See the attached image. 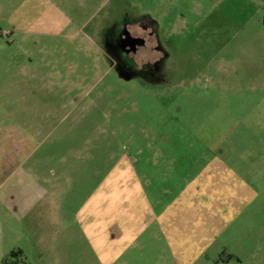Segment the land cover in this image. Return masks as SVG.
I'll use <instances>...</instances> for the list:
<instances>
[{"label": "rangeland", "instance_id": "obj_1", "mask_svg": "<svg viewBox=\"0 0 264 264\" xmlns=\"http://www.w3.org/2000/svg\"><path fill=\"white\" fill-rule=\"evenodd\" d=\"M215 159L261 194L218 236L181 197ZM4 162L44 197L35 222L0 204V264H264V0H0V186Z\"/></svg>", "mask_w": 264, "mask_h": 264}, {"label": "crops", "instance_id": "obj_2", "mask_svg": "<svg viewBox=\"0 0 264 264\" xmlns=\"http://www.w3.org/2000/svg\"><path fill=\"white\" fill-rule=\"evenodd\" d=\"M183 16V15H182ZM208 15L203 14L202 19H205ZM12 162H4L5 168L8 167V171L5 173V178L0 186V204L4 207L7 218L14 220L15 222L22 223L30 218L31 222L38 220L40 215L42 197L44 193L41 190L39 182L32 177V175L23 168L22 162L18 165L17 169L11 170ZM160 162H154L153 167L156 168ZM240 162H221L218 159L212 162H202L203 167L196 169L193 173L183 177L185 185L181 192V197H186V203L190 204L193 200L203 201L204 198H209L206 203V208L202 209V215L213 217L217 222L214 223L213 229L209 232L212 236H218V232L225 233L233 225L231 221L235 214L236 207H243L246 202L250 204L253 198L261 196L260 188L256 185V176L258 175L245 169H238ZM245 165V164H244ZM193 167L192 165H183V169ZM136 164L132 166V187L128 188L130 194L136 199H144L146 195L142 188V180L145 178V174L138 169ZM168 173L171 174V170L168 167ZM187 173V171H183ZM124 172L119 171L117 178L121 183H124ZM164 179L166 178V171L163 172ZM170 178V175H168ZM126 189L125 187H121ZM124 197L120 195V201L124 202ZM132 197V196H131ZM237 200H240L237 202ZM237 204H239L237 206ZM123 206V205H122ZM185 206V205H184ZM124 208V207H123ZM205 210V212H204ZM39 213V215H38ZM144 214H133L135 218L134 229L128 231L130 235L138 233V230L142 228V221L144 220ZM101 219V218H99ZM107 223V217L105 218ZM141 227V228H140ZM20 229V228H19ZM145 228H142V231ZM217 233V234H216ZM138 236V235H137ZM211 236V238H213ZM209 237V239H211ZM12 252H20V260L23 259L24 253L21 249H13ZM10 253V254H11Z\"/></svg>", "mask_w": 264, "mask_h": 264}, {"label": "trees", "instance_id": "obj_3", "mask_svg": "<svg viewBox=\"0 0 264 264\" xmlns=\"http://www.w3.org/2000/svg\"><path fill=\"white\" fill-rule=\"evenodd\" d=\"M21 256L20 252H12L8 258L5 259L4 264H13V263H18L16 260L19 259ZM230 259H238L234 255H229ZM14 259V260H13Z\"/></svg>", "mask_w": 264, "mask_h": 264}, {"label": "flooded vegetation", "instance_id": "obj_4", "mask_svg": "<svg viewBox=\"0 0 264 264\" xmlns=\"http://www.w3.org/2000/svg\"><path fill=\"white\" fill-rule=\"evenodd\" d=\"M151 29V28H150ZM156 29H158V27H156ZM151 30H155V28L153 27ZM147 30H145V32H146ZM149 33H151L150 31H149Z\"/></svg>", "mask_w": 264, "mask_h": 264}]
</instances>
